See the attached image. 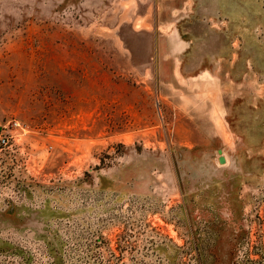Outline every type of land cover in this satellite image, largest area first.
I'll return each mask as SVG.
<instances>
[{
  "label": "rangeland",
  "instance_id": "obj_1",
  "mask_svg": "<svg viewBox=\"0 0 264 264\" xmlns=\"http://www.w3.org/2000/svg\"><path fill=\"white\" fill-rule=\"evenodd\" d=\"M182 4L0 0V264L263 256L264 0Z\"/></svg>",
  "mask_w": 264,
  "mask_h": 264
},
{
  "label": "crops",
  "instance_id": "obj_2",
  "mask_svg": "<svg viewBox=\"0 0 264 264\" xmlns=\"http://www.w3.org/2000/svg\"><path fill=\"white\" fill-rule=\"evenodd\" d=\"M171 3H178L182 2V6H174L171 8V11H184L187 10L188 4L192 2L191 10L187 12H197V14H201L202 16L208 18H217L219 16L225 17L227 16V2H235L236 0H170ZM241 2V0H240ZM201 3V4H198ZM179 16V13L176 14Z\"/></svg>",
  "mask_w": 264,
  "mask_h": 264
},
{
  "label": "built area",
  "instance_id": "obj_3",
  "mask_svg": "<svg viewBox=\"0 0 264 264\" xmlns=\"http://www.w3.org/2000/svg\"><path fill=\"white\" fill-rule=\"evenodd\" d=\"M26 131L25 126L18 120L9 121L8 124L0 127V145H6L10 142L16 133Z\"/></svg>",
  "mask_w": 264,
  "mask_h": 264
},
{
  "label": "trees",
  "instance_id": "obj_4",
  "mask_svg": "<svg viewBox=\"0 0 264 264\" xmlns=\"http://www.w3.org/2000/svg\"><path fill=\"white\" fill-rule=\"evenodd\" d=\"M262 253V251H261ZM261 253H258V256L261 255ZM263 256H259L258 259H249L250 264H264V253H262Z\"/></svg>",
  "mask_w": 264,
  "mask_h": 264
}]
</instances>
